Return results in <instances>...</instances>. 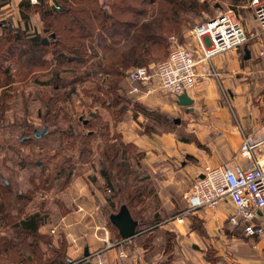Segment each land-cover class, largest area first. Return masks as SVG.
I'll return each mask as SVG.
<instances>
[{
  "label": "rangeland",
  "instance_id": "rangeland-1",
  "mask_svg": "<svg viewBox=\"0 0 264 264\" xmlns=\"http://www.w3.org/2000/svg\"><path fill=\"white\" fill-rule=\"evenodd\" d=\"M198 1L205 4V10L196 15L188 14L185 16L186 21L181 29L177 33L168 34L162 50L161 47L153 49L156 56L145 67H154L168 56L171 46L168 39L170 36H174L178 44H190L192 40L191 29L197 23L204 22L220 13L229 12L239 17L243 21L245 29L253 27L255 24L253 10L249 6L248 0ZM30 2L34 4L39 0H30ZM51 2L50 0L44 1L45 4ZM102 2L103 0H98V4ZM105 2L107 1L105 0ZM38 12L40 13L36 7H33L32 11L30 10L32 24L33 22L36 23L34 16L39 14ZM9 16L6 18H10L12 15ZM64 19L65 17L60 18L61 21ZM252 29L254 30V28ZM48 34L53 35L52 31L43 35ZM69 35L68 32H63V38ZM86 44L90 46L88 40ZM46 51L44 58L52 59L51 46ZM91 51L92 48L87 50L84 59L76 58V62L66 61L62 63L60 66L63 69L62 76L73 80L75 76H84L89 72L85 68L97 60V58L91 57ZM99 52L101 53L100 50ZM240 53L242 59L244 54L241 51ZM2 66L9 68L11 82L15 81L11 84L6 83L7 78L0 72V103L4 100L6 106L1 109L2 113L0 114V181L2 178L9 180L12 203L6 205V210L9 212L10 221L39 212L40 216L44 218V222L39 227V229L42 228L43 234L51 236V238L49 237L51 240L54 239V235L63 239L59 234H51L46 231L48 228L62 224V218L77 211L78 205H82V201L86 205L87 211L94 213L100 225L111 233V237L114 235L117 237L119 234L109 221L108 215L117 213L121 204H125L132 217L139 221L136 234L146 228L147 223H150V215L153 212H158L162 221L176 220L178 222L179 214L185 211L183 205L189 202L188 195L195 177L184 176L185 180H181L182 185L172 182L160 189L158 179L162 177L160 176L161 173L154 172L147 164L145 151L137 145L135 140H139L142 136L150 137L151 135H161L163 132L175 131L176 124L171 126L172 122L170 123L166 118H180L184 113L183 109L167 112L147 105L146 111L137 110L135 103L140 99L129 94L130 89L127 90L128 93H125V89L131 85L126 75L129 70L135 68L132 66L128 67L129 69L125 68L126 70L122 69L123 75L118 83L117 94L119 99L117 101L112 100V96L107 92L103 95V91L95 88L96 81L101 82L100 74L97 73L92 77H80L71 85L59 89L60 91L57 92L59 98L51 100V102L45 100L43 93L55 88L37 84L40 80H48L49 75L47 73L37 74L39 80L34 82L31 75L17 74V67L13 61L3 62ZM102 77L109 80L107 75ZM80 80L82 81L79 82ZM86 89L89 91L88 94H86ZM4 94L10 96L4 98ZM95 97H101L103 100H95ZM169 98L173 100L171 97ZM103 101L104 103H102ZM26 123L31 124V131L32 129L42 131V127L46 126L49 133L35 137L31 131L28 132L25 129ZM263 130L264 128L259 127V132ZM179 132L183 135L182 130ZM130 142L134 147H127L126 162L119 152V155L114 157V162L105 164L106 167L110 168L113 187H116L115 190H112L106 185L105 179L100 174V169L104 164L101 161L102 156H100L101 153L98 148L110 143L121 144L122 147H125L124 144ZM125 163L129 165L130 172L127 174V180L122 182ZM181 176L183 174L179 173V177ZM118 185L122 187L119 191ZM140 185H144V195L147 196L142 197V200L137 203H135V197L128 203L122 201L127 191L132 196L135 191L133 188ZM176 189L179 191L176 192ZM185 189L186 191H184ZM152 190L156 191L158 202L152 199L148 203V195L152 194ZM183 191L184 193H182ZM19 193L21 195L17 198ZM0 194L5 193L0 192ZM97 196L98 198H96ZM223 204L225 210L221 227L217 235L211 233L206 237L204 236L205 233L202 232L204 237L200 239L204 242L202 246L205 247L202 250L190 246L186 248L188 254L185 251L186 255H183L180 251L183 243L180 244L170 239L171 249L173 245L177 247L179 253L175 256L181 260V263L248 264L246 257H250L248 252L252 251L253 248L249 246V240L258 241L264 234L247 235L241 224L232 226L228 215L236 209L227 201ZM188 206H190L189 203ZM162 209L165 212V217H163ZM84 218H87V215ZM197 219L202 222L201 219ZM3 224V218L0 214V234L9 233V229ZM195 225L198 226V223L195 222ZM197 226L193 229L198 228ZM180 228L183 232L186 230L185 227L180 226ZM200 228L195 231L198 232L197 230H199L198 233H200ZM100 231L104 233V229H100ZM213 232H216L215 229ZM40 233L42 234V232ZM159 235L162 236L163 234L159 233ZM232 235L235 238L233 241L231 240ZM161 236L159 237L161 238ZM252 237L257 239H252ZM161 239L155 244V247L160 251ZM186 244L190 245L188 242ZM170 251H166L167 253L164 254L166 258ZM154 252L156 251L154 250ZM162 257L164 258L163 255ZM171 259L172 255H169L167 262L170 263Z\"/></svg>",
  "mask_w": 264,
  "mask_h": 264
},
{
  "label": "trees",
  "instance_id": "trees-1",
  "mask_svg": "<svg viewBox=\"0 0 264 264\" xmlns=\"http://www.w3.org/2000/svg\"><path fill=\"white\" fill-rule=\"evenodd\" d=\"M44 1L39 0L32 4L30 0H21L18 4L19 19L16 23L11 18L0 19V30L2 31L0 33V72L5 75L7 78L5 82L8 84L15 81L11 82L9 68L2 66V63L6 61H13L17 67L16 73L33 76L34 82L39 80L37 74L47 73L48 80H40L37 84L55 88L43 93L45 100L49 102L59 98L57 96L59 89L71 85L80 77H92L97 73L100 74L101 82L96 81L95 88L103 91V95L107 92L112 96V100L117 101L119 99L118 83L123 75L122 69L131 66H147L149 61L156 56L153 49L161 47L162 50L168 34L177 33L181 29L186 21L185 16L196 15L205 10V4L199 3L198 0H106L107 2L103 0L101 4H98V0H50L52 2L48 4H45ZM4 3L1 2L0 6ZM33 7L38 8L40 13L38 12L39 14L34 16L36 23L32 24L30 10L32 11ZM61 17H65V19L61 21ZM49 31H52L53 35H43ZM63 32H68L70 35L63 38ZM87 40L90 46L86 44ZM50 46L53 57L52 59L44 58L46 49ZM91 48V57L97 58V60L85 68L89 72L84 76H75L73 80L62 76L63 69L60 68L62 63L75 61L76 58L84 59L87 50ZM103 75L109 76V80L103 78ZM129 89L130 87H127L125 93H128ZM86 90V94H88L89 91ZM7 96L10 95H3L4 98ZM98 99L103 100L101 97H95V100ZM0 106L1 114V109L6 107L4 100ZM135 106L139 111L148 109L139 100L136 101ZM166 119L170 123L172 122L171 126L174 124V121L169 117ZM24 126L28 132L31 131V124L26 123ZM42 128L47 129L46 126ZM36 130L32 129L33 136H35ZM47 131L42 135H47L49 130L47 129ZM124 146L110 143L98 148L100 156H102L101 161L104 164L100 169V174L105 179L106 185L112 190H115L116 187H113L110 168L105 164L114 162V157H117L119 152L126 162L127 147L132 148L134 145L130 142ZM129 172V165L125 163L122 182L127 180ZM115 181L117 180L115 179ZM0 183V192L5 193L0 194V214L3 218V225L9 229V233L0 234V264H67L64 256L65 241L61 240L60 247H55L50 239L51 236L40 233L39 227L44 222V218L40 216L39 212L18 218V220H9V212L6 210V205L12 203L9 180L2 178ZM117 187L118 191L122 189L120 185ZM133 189H135L134 194L131 196L127 191L122 201L128 203L135 197V203H137L142 200V197L147 196L144 195V185ZM20 195L21 193L16 197L18 198ZM148 196V203L152 199L158 202L156 191L152 190V194ZM162 213L165 217L163 209ZM150 219V223H147L146 227L162 221L158 212H153ZM139 220L141 221V219ZM195 222L198 223V226L195 225ZM200 223V220L192 217L193 228L201 227L199 234L203 235L204 230ZM197 231L199 232V230ZM159 233L163 235L161 236ZM156 236L164 238L163 240L160 238L159 246L163 251L165 263H168L167 258L172 255L173 250L170 244L173 233L157 227L153 228L143 234L141 245L145 248L152 246ZM252 239L257 238L252 237ZM169 250H171L170 254L166 258L164 254Z\"/></svg>",
  "mask_w": 264,
  "mask_h": 264
},
{
  "label": "crops",
  "instance_id": "crops-1",
  "mask_svg": "<svg viewBox=\"0 0 264 264\" xmlns=\"http://www.w3.org/2000/svg\"><path fill=\"white\" fill-rule=\"evenodd\" d=\"M20 1L0 0V4L5 2L0 6V19L12 15L9 17L16 23L19 19ZM241 22L243 24L242 20ZM254 22V26L247 29L243 25L247 41L234 50L212 58L211 63L218 75L199 77L195 86L186 92L193 101L190 106H180L178 99L171 100L157 91L152 96L138 98L146 106H153L161 111H184L179 123L173 120L176 124L175 131L142 136L135 140L145 151L147 164L154 172L161 173L162 177L158 179L160 189L172 182L182 185L184 176L195 177L205 165H246V159L240 152L244 139L256 142L264 138V130L259 132V127L264 128V33L255 19ZM240 51L244 54L242 59ZM246 51L249 54L247 58ZM199 65L200 63L197 67ZM181 130L184 136L179 132ZM179 173L183 176L179 177ZM177 191L179 190L176 189ZM81 204L77 211L62 218V224L46 231L63 237L67 264H186L175 256L179 252L174 245L173 257L170 263H165L163 251L155 247L160 237L156 236L153 245L145 248L141 245L143 234L156 227L173 233L172 241L183 243L185 247L181 244L180 251L186 255V248L190 246L201 250L205 248L200 238L208 237L211 233L217 235L225 210L223 202L212 209L199 208L182 215L181 222L172 219L160 221L140 230L131 238L122 239L119 235L111 237V233L100 225L96 215L88 212L82 201ZM187 206L188 203H185L183 210ZM85 215L87 218H84ZM72 217L74 218L71 219ZM192 217L202 220L204 236L193 229ZM180 226L186 230L183 232ZM100 229H104V233ZM39 231L43 233L42 228ZM231 238L232 241L235 239L233 235ZM63 239L54 235L52 244L58 247ZM249 242V246L253 248L248 252L250 257H246V262L264 264V236L258 241L250 239ZM86 251L88 254L85 256ZM186 253L188 254L187 251Z\"/></svg>",
  "mask_w": 264,
  "mask_h": 264
},
{
  "label": "built area",
  "instance_id": "built-area-1",
  "mask_svg": "<svg viewBox=\"0 0 264 264\" xmlns=\"http://www.w3.org/2000/svg\"><path fill=\"white\" fill-rule=\"evenodd\" d=\"M249 6L264 33V0H249ZM190 33L193 42L188 45L178 44L170 36L168 56L154 67L129 70V94L139 98L157 91L177 100L195 86L199 77L218 75L211 63L213 57L234 50L247 40L241 20L229 12L196 24ZM240 152L246 165H205L201 169L188 195L190 206L179 215L178 222L189 211L215 208L229 201L236 209L228 213L232 226L241 224L247 235L264 234V138L256 142L245 138Z\"/></svg>",
  "mask_w": 264,
  "mask_h": 264
},
{
  "label": "water",
  "instance_id": "water-1",
  "mask_svg": "<svg viewBox=\"0 0 264 264\" xmlns=\"http://www.w3.org/2000/svg\"><path fill=\"white\" fill-rule=\"evenodd\" d=\"M248 52L246 51L245 58L248 57ZM178 104L180 106H190L192 104V99L186 94L183 93L178 96ZM175 119L176 123H179V118ZM86 122V121H85ZM47 130L43 129L42 131H35V137H39L41 134L46 133ZM1 148V145H0ZM109 221L111 224L117 229L119 236L122 239H128L136 235V227L139 225V221L135 220L129 209L125 204H121L117 213H110L108 215ZM87 251L85 252V256L87 255ZM87 264H90L89 262Z\"/></svg>",
  "mask_w": 264,
  "mask_h": 264
},
{
  "label": "bare ground",
  "instance_id": "bare-ground-1",
  "mask_svg": "<svg viewBox=\"0 0 264 264\" xmlns=\"http://www.w3.org/2000/svg\"><path fill=\"white\" fill-rule=\"evenodd\" d=\"M207 209H212V208H207Z\"/></svg>",
  "mask_w": 264,
  "mask_h": 264
}]
</instances>
